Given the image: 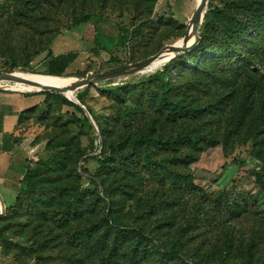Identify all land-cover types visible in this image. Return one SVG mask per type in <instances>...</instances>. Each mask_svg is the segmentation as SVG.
I'll return each mask as SVG.
<instances>
[{"label":"rangeland","instance_id":"rangeland-1","mask_svg":"<svg viewBox=\"0 0 264 264\" xmlns=\"http://www.w3.org/2000/svg\"><path fill=\"white\" fill-rule=\"evenodd\" d=\"M167 1L171 5L163 14L162 7L156 10L158 0H40L39 5L36 0H0V74L51 75L47 74L48 50L56 55L71 52L74 57L61 77L77 79L145 59L166 45L180 43L197 5L196 0ZM228 1L240 0H208L206 11L219 10ZM73 13L87 14L89 19L69 30L60 29ZM204 19L198 26L199 37ZM131 24H135V33L124 46L108 41L107 36L117 33V25L125 30ZM233 48L251 60L250 67L264 74V28L252 37H239ZM37 50L40 54L35 56ZM207 58L212 56L207 54ZM25 59H31L27 66L23 65ZM165 63L77 89L76 101L59 94L81 109L60 104L54 95L57 93L36 86L0 85L1 101L21 99L27 103L14 129V155L20 164L13 170V178H4L0 184V264H80L86 254L88 238L78 225L100 218L102 200L97 205L89 197L82 209L84 216L67 229L53 225L39 228L24 208L9 210L17 190L25 184L26 173L50 165L60 150L76 160L71 172L74 168L82 176L68 184L67 190L78 185L94 192L110 188L101 198L110 200L113 219L146 229L149 249L139 253L135 264H264V187L254 178L264 158L260 137L257 143L251 138L243 141L242 134L232 136L225 145L222 142L199 151L197 160L187 166L168 164V172H190L194 183L214 198V203L179 191L171 194L166 185L148 181L146 170H135L111 150L110 143L120 142L127 150L150 134L200 129L196 122L169 121L160 116L159 81L151 83V90L142 91L139 83L163 70ZM169 70V95L175 101L214 107L228 91L221 81L223 74L212 67L200 69L197 75L182 74L179 67ZM204 74L207 79L202 92L187 89L188 83ZM210 124L211 132L223 139V129L212 120ZM140 149L142 156L151 153L156 159L173 154L149 150L145 144ZM188 150L184 146L180 152ZM83 168L99 183L98 188ZM172 198L179 206L169 205ZM157 218L165 224L158 227ZM171 245L176 246L178 255L168 257L164 250ZM91 246H95L92 240Z\"/></svg>","mask_w":264,"mask_h":264},{"label":"trees","instance_id":"trees-1","mask_svg":"<svg viewBox=\"0 0 264 264\" xmlns=\"http://www.w3.org/2000/svg\"><path fill=\"white\" fill-rule=\"evenodd\" d=\"M38 5L40 0H36ZM206 20L200 34V41L189 51L173 56L163 65V70L150 75L148 79L140 82L142 91L151 90V83L159 81V110L160 116L169 121L189 120L200 125V129L195 131L179 132L175 134L148 135L137 139L129 149L124 150L122 143H110L111 150L123 159L128 165H132L135 170L144 169L149 173L148 181H156L159 185L169 187L171 194L179 191L182 194L193 195L203 202H213L214 198L209 196L202 187L194 183L190 172H168V164L187 166L197 160V153L208 147H213L218 143H227L232 136L242 134V140H256L259 137L264 142V74H259L250 67V59L240 53H236L233 48L234 43L241 36L252 37L261 28H264V0H240L228 1L223 8L212 12L207 10L204 15ZM89 19L87 14H71L65 24L60 29L69 30L74 25L86 22ZM135 24H131L128 29L117 25V33L108 37L111 43L124 46L132 34L135 33ZM100 28V27H99ZM40 51L34 52L37 56ZM210 54L212 58H207ZM49 57L47 74L61 76L66 70L74 55L71 52L53 54L47 51ZM31 59H25L23 65L27 66ZM212 67L215 71L223 74L222 83L228 87L217 105L209 106V103L200 106L175 101L169 95L170 91V68H180L182 74L188 72L197 75L199 70ZM169 70V71H168ZM63 76V75H62ZM206 74L200 75L199 79L188 83L187 89L202 92V85L206 83ZM6 82L0 85H17V83ZM87 89L85 88L84 91ZM111 92L112 90H101ZM62 105H72L81 109L77 104L65 99L62 95L54 94ZM78 100L83 104L81 96ZM88 109V108H87ZM89 111V109H88ZM90 112V111H89ZM21 113V112H20ZM18 114V119L20 118ZM213 121L218 128L223 129L224 138L218 133L211 132L210 121ZM18 122V121H17ZM222 125V126H221ZM15 143V136L11 134ZM259 143L258 140H256ZM145 144L146 148L160 149L173 153L170 157L156 159L147 153L145 156L140 153V147ZM264 145V144H262ZM188 147L190 150L182 151L181 147ZM50 165L37 166L29 170L24 176L25 184L17 190L15 201L10 211L16 212L24 208L28 212L30 219L36 222L39 228L53 225L61 229H67L72 221H80L84 216L83 207L94 198L97 205L103 201V212L100 218L93 221L88 219L85 224L78 225L88 238L87 252L80 264H135V260L140 252L149 249V240L146 229L131 223L114 220L110 214V200L101 198L102 194H109L110 188H103L102 192H94L93 189H83L79 185L72 191L65 187L78 182L82 176L70 167L76 164L73 158L65 157L60 150ZM66 162L62 163V160ZM62 163L57 167L51 165ZM62 173L57 175V172ZM84 173L90 176L94 187H99V183L93 176L83 168ZM63 172H65L63 174ZM254 178L258 185L264 187V158ZM47 189V191H46ZM44 190V191H42ZM48 193L50 195L48 196ZM103 197V196H102ZM88 205V204H87ZM169 205L179 206L178 201L169 202ZM186 203H184V206ZM9 207V206H8ZM89 207V206H88ZM90 211L88 214H91ZM158 227L165 224V220L157 218ZM182 232L185 231V229ZM41 232L43 231L40 229ZM91 240L95 246H91ZM148 241V242H147ZM155 250L154 246H151ZM168 257L178 255L175 245H171L164 250ZM127 259H126V258ZM189 264H199L191 261ZM242 264V263H241ZM248 264V263H243Z\"/></svg>","mask_w":264,"mask_h":264},{"label":"water","instance_id":"water-1","mask_svg":"<svg viewBox=\"0 0 264 264\" xmlns=\"http://www.w3.org/2000/svg\"><path fill=\"white\" fill-rule=\"evenodd\" d=\"M207 2H208V0H201L197 4V6L194 8V12L191 16L190 30L194 33L195 37L191 43H189V44L174 43V44L166 45L165 47H163L162 49L157 51L155 54H153V55H151L145 59H142L140 61L133 62V63L127 64L124 66H120V67L111 68L109 70L95 72L93 74H90V75L86 76L85 78H83V80L81 82L74 85L72 88H74V89L76 88V90H77V89H81L83 87H86L90 84L109 79L111 77L126 75V74H130V73L136 72V71L139 72L141 69H143L147 66H150L155 62H161V61L165 60L166 58H168L169 55L176 56L178 54H182V53H185V52L191 50L200 41V37L198 35V26H199L200 22L202 21V18L204 16L205 11H206ZM8 75L17 76L20 80L24 81L26 84H30L32 86L39 87L40 90L55 92L57 94H63L66 90L70 89V87L69 88H67V87L58 88V87L44 86V85L39 84L38 82L33 81L31 79L22 78V77L16 75L15 71H13V72H2L0 74V81ZM81 107L84 109V106H81ZM0 208H1V204H0Z\"/></svg>","mask_w":264,"mask_h":264},{"label":"crops","instance_id":"crops-1","mask_svg":"<svg viewBox=\"0 0 264 264\" xmlns=\"http://www.w3.org/2000/svg\"><path fill=\"white\" fill-rule=\"evenodd\" d=\"M170 5L167 0H158L156 10L162 7L163 14H166ZM25 103L21 99L0 100V184L2 179L12 177L13 170L20 164L14 155L15 143L11 134H14L18 114L26 107Z\"/></svg>","mask_w":264,"mask_h":264},{"label":"bare ground","instance_id":"bare-ground-1","mask_svg":"<svg viewBox=\"0 0 264 264\" xmlns=\"http://www.w3.org/2000/svg\"><path fill=\"white\" fill-rule=\"evenodd\" d=\"M200 1L201 0H196L197 4ZM190 27H191V19L188 21L186 33H185L184 37L182 38V40L180 41V43L189 44L193 41L195 35L190 30ZM172 57H173V55H169L168 58H166L165 60H163L161 62H155L152 65H157V64L165 62V61L167 62V60H170ZM152 65H150V66H152ZM147 67H149V66H147ZM16 75H18L22 78L31 79V80L36 81L39 84H42L44 86L58 87V88H65V87L69 88L70 87V89L66 90L63 94L66 97L70 98L71 100H75V101H76V98H75L76 88L74 89L72 87L83 80V79H77V78L72 77V76L71 77H61V76H55V75L31 74V73H25V72H16ZM6 82H13V83H17V84L30 85V84H26L24 81L20 80L17 76H14V75L6 76L5 78H3L0 81V84L6 83Z\"/></svg>","mask_w":264,"mask_h":264}]
</instances>
